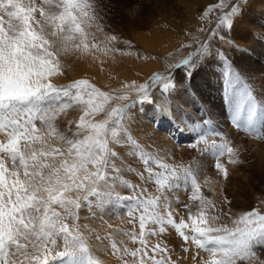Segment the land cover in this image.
<instances>
[{
    "label": "snow or ice",
    "instance_id": "6c2138e0",
    "mask_svg": "<svg viewBox=\"0 0 264 264\" xmlns=\"http://www.w3.org/2000/svg\"><path fill=\"white\" fill-rule=\"evenodd\" d=\"M121 3L124 19L133 24L149 7L148 0ZM245 6L246 0H218L201 9L199 20L209 27L199 29L205 35L196 38L194 51L172 67L185 68L186 76L191 77L200 64L224 59L222 83L230 94L231 122L237 130L264 141V133L256 128L257 121L264 125V104L257 102L249 80L216 49L217 42L226 41L224 30L232 31ZM101 11L98 0H0V264H53V256L63 264H103L90 253L86 233L102 245L105 239L112 241L104 251L110 250L120 264H181L192 247L197 249L191 255L193 264L200 250L210 256L200 264H264L256 251L264 248V211L260 207L233 218L201 192L198 170L170 165L163 149L141 145L130 131L129 113L137 105L147 103L161 115L170 113L171 96L177 88L171 75L154 73L144 83L122 82L109 91L87 79L64 85L53 82L65 74V57L91 55L97 59V53L107 56L121 51L116 46L120 37L106 30ZM259 40L264 42V34ZM124 43L131 46L130 41ZM161 81L166 82L157 102L151 89ZM74 107L80 109L79 119L68 120V127L61 130L57 119ZM198 135L197 143H208L204 134ZM215 135L220 142L212 140L209 151L216 172L227 182L230 173L221 158L227 154L231 165L243 160L226 136ZM125 146H130L127 155L140 162V169L122 156L119 149ZM125 173L142 183H130ZM148 185L153 186L152 191ZM118 186L139 194L121 197L116 193ZM182 187L191 192L189 199L197 212L184 204L187 220L181 217L177 223L172 203H182L174 197ZM128 199L133 207L126 214L132 217L130 222L138 223L139 231H118L138 247L130 249L125 241L118 244L112 232L106 231L102 237L80 223L81 210L87 208L94 216L110 204ZM223 199L231 203L227 196ZM222 216H228L232 227L217 223ZM170 228L179 239L172 247L159 239ZM150 237L157 242L152 243ZM177 249L185 255L174 257Z\"/></svg>",
    "mask_w": 264,
    "mask_h": 264
},
{
    "label": "rangeland",
    "instance_id": "374dc122",
    "mask_svg": "<svg viewBox=\"0 0 264 264\" xmlns=\"http://www.w3.org/2000/svg\"><path fill=\"white\" fill-rule=\"evenodd\" d=\"M216 2H218V0H148L149 7L145 14L148 18L152 16L151 18L153 21L147 25V27H149L148 31L140 29L136 24L130 22L122 24L119 18L110 21L111 12L106 8L102 9V13L104 12L102 16H104L106 30L120 37L121 42L117 46L122 44L124 47L121 46L125 49L126 44L124 41L130 40L132 46L130 47L132 48L130 51L133 53L132 58L143 67L135 69V71L138 72L136 73V80H141L140 82L144 83L148 81L149 77L154 73H161L166 76L171 75L177 84V88L171 96V111L169 114L158 115L155 106L147 103L137 105L132 109V112L129 114L132 117V122L129 126L132 135L136 133L145 134L146 137L149 138L147 142H142L139 137L135 139L143 146L153 145L156 148H159L160 144L152 143L155 138L153 134H160L166 137L168 142L161 146L162 149L171 147L170 152L172 154L174 150L184 152H180L183 158H179L178 162L172 161V159L177 160L173 155L168 156L171 162L174 163L175 166H180L181 168L191 166L193 169L198 170L201 192L214 199L218 207L235 218L243 212L251 210L253 207H260L261 210L264 211V205H261V200H264V165L257 163L256 155L247 144L249 139H246V144L241 147L234 143L231 146L239 149L240 159L243 160V155H250V158L246 161L243 160V163L239 165L229 164L227 154L220 160V162L228 168L230 173L227 182L223 181L214 168L215 159L209 149L212 140H217V143H219L220 140L215 135V132L212 134L208 131V127L211 125L210 122L215 123L219 127L217 133H222L227 138L232 134L245 136V132L237 130L231 122L232 105L227 98L230 94L225 93L222 83L225 60L217 57L209 62L200 64L199 67L194 70L191 77L186 76L185 68L181 67L177 69L172 67V65L179 64L190 52L194 51L196 38H203L205 33L200 32L199 29L201 27H209V25L207 22H201L199 20L201 9L210 3ZM213 16H215V13ZM239 24H245L242 29L245 43L235 40V44L239 45V47H233L227 46L223 42H217L216 49L223 53L227 62L231 63L236 70L240 71L244 77L249 80L253 87L257 102L264 104V95H262L261 92L264 88V72L256 73L248 70V63H250L249 59L258 56L255 54L256 50L264 49V42H260L259 40L261 34H264V0H246V6L243 9V15L240 17ZM165 25H167V27H165ZM152 26L154 28H159V33L161 32V34H163V37L157 39L160 41L158 45L152 42L155 46H159V48L155 49V51H149L140 47V45L137 47V42H135L134 38L130 37V35H141L146 32L149 34L153 31L151 30ZM226 33H228L227 29L224 30L225 35H227ZM99 38L103 39L102 36ZM188 44H192L193 47H185V45ZM123 48L122 50H124ZM144 57H147V59ZM182 76L185 77L184 80H181ZM65 77V74L58 76L54 78L53 82L57 85L67 84ZM86 79L90 82L92 81L90 78ZM73 80L75 79L70 81ZM165 82L166 81H161L160 84L151 89L154 100L155 95L161 96L160 88ZM91 83L97 85L104 91L111 90L103 87L94 80ZM259 89H261L260 92ZM75 113L76 115H81L79 107H74L67 112L68 115H75ZM64 117L65 114H61L56 121L61 130H65L67 125V121ZM158 117H160L159 124L157 122ZM170 118H172V120L166 125V119ZM263 127L264 125H261V123L257 121L256 128L258 133H264ZM198 134H204L208 143H197L199 139ZM134 136L135 135H133V137ZM262 143L264 145V141H262ZM128 147L130 148V146H125L124 148L127 149ZM181 154H177V156L179 157ZM128 163H131L133 168L136 169L142 167V165H138L136 161ZM135 177L136 176L128 173L125 174L126 180L135 181ZM205 179H207L206 185L204 183ZM250 179L254 182V187L249 182ZM217 181H219V183H217ZM209 189H212L215 195H213V191ZM181 191L183 193V198L181 197L182 203L172 207L176 210L174 212V218L177 223L181 217L187 220L188 214L183 207L184 204L192 205L191 211L194 214L197 212L195 203L189 199L191 192H185L184 189ZM180 195L181 193H177V197H180ZM224 196H227L228 201H231V203H225L223 199ZM126 197L129 196L126 195ZM114 205L116 206L114 214H118L117 216L119 217L124 216V219L129 216L126 214L128 210L127 203L119 201L115 202ZM86 209L87 208L80 212V223L88 224L90 228H94V226L97 225L94 224V222L98 219L95 216L93 217L88 211H85ZM85 217H87V219H85ZM127 222L129 223V221ZM217 223H227L229 227H232L230 226L231 220H229L228 216H222ZM132 226L135 227L137 224L132 222L130 227L132 228ZM170 232H173L175 235L174 244H179V239L176 237L175 231L170 228L169 233ZM85 235L87 237L85 242H89V244L86 245L94 249L95 237L89 233ZM168 236H170V234H168ZM120 238L118 234L116 239L117 242L121 240ZM149 239L152 243L157 242V238ZM159 239L161 240L164 238L160 237ZM131 245H133V248L138 247L137 244L131 243ZM256 251L259 259L264 260V248L258 247ZM179 254L182 255V253ZM104 256L101 255V257ZM52 258L57 264H63L60 258L55 256ZM256 264H259V261H256Z\"/></svg>",
    "mask_w": 264,
    "mask_h": 264
},
{
    "label": "bare ground",
    "instance_id": "6f19581e",
    "mask_svg": "<svg viewBox=\"0 0 264 264\" xmlns=\"http://www.w3.org/2000/svg\"><path fill=\"white\" fill-rule=\"evenodd\" d=\"M98 3L102 6V9L106 8L107 10H109V12H111L110 21L111 20L114 21L115 18H119V21H121L122 24L125 22H128L124 19V8H123V5L121 3V0H98ZM100 15L101 16L104 15V12L102 13V11H101ZM151 17L148 18L147 15L144 14V16L135 24L140 29L148 31L149 27H147V25L150 22L151 23L153 22ZM244 25L239 24V22L236 23L234 25L232 31H228V33H226L227 38H226V41L223 43H225L227 46H232V44L229 43L228 41L234 42L235 40L236 41L239 40V42L245 43L243 40V35H242V29L244 28ZM153 26L151 27V30H153V31H151L149 34L146 32V33L141 34V35H135V36L130 35V37L134 38L135 42H137V47H139L138 45H140V47L145 48L146 50H149V51H155V49L159 48V46H157V45L159 44L160 41L157 39L160 37H163V34H161V32L159 33V31H158L159 28H154ZM152 42L157 43V45L155 46ZM132 43H134V42H132ZM121 45H119L120 47L119 46H117V47L122 50V48L124 46L122 45L123 46L122 47ZM125 47L126 48L125 49L123 48L124 50H122L121 52L109 53L107 56L103 55L102 53H97L96 54L98 57L97 59H93V57L91 55H85V56L70 55L68 57H65L64 58V73L66 76L65 80L67 81V84L70 83L71 82L70 80H72V79L77 80V79H86V78H90V79H92V81L94 80L95 82L100 83L103 87H106L108 89H117L120 87L122 82L136 81L138 84L141 83L140 82L141 80L140 81L136 80V78H137L136 73H138V72H136L135 69H137V68L140 69V67H142V65L137 63L135 61V59L132 58L133 53L130 51L132 49L130 47H132V46L129 47V45L126 44ZM126 53H130V54H126ZM255 54L258 56L257 57L255 56V57H252L251 59H249L250 60V63H248L249 69L248 68L247 69L250 72H256V73L261 72V73H263L264 72V49L256 50ZM194 82H197V81H194ZM263 89H262V91H261V89H259V92L261 91L262 95H264ZM155 100L157 102H159L161 100V96L155 95ZM131 112H132V110L130 111V113ZM158 115H161V114L158 113ZM79 116H80V114L76 115V113H75V115L74 114H70V115L65 114L64 118L68 122V120H73V121L78 120ZM97 118H99V117H97ZM171 120H172V118L166 119V122H165L166 125ZM157 122L159 124L160 117L157 118ZM210 124L218 127L213 122H210ZM67 127H68V124L66 125V128ZM208 131L211 132L210 130H208ZM211 133L214 134L213 132H211ZM133 135H135L134 138L139 137V139L142 142H147V140L149 139L143 133H136ZM153 136H155V138L153 139L154 142L152 141V143L160 144L159 145L160 149H162V147H161L162 145H164L168 142L167 138L160 135V134H153ZM228 137H229L228 140L231 142V145L234 143V144L239 145L240 147L243 146L244 144H246V139L247 140L249 139V141H247V144H248L249 148L252 149L254 154L256 155L257 163L260 165H264V145L260 139L253 138L252 136H249L246 134H245V136H239L236 134H232ZM0 139H2V136H0ZM152 147H153V149H156V147H154L153 145H152ZM119 150L121 151L122 156H124L126 158L127 162H131V161L135 162L136 161L137 164L140 165V162L138 160L127 155V153L131 150L129 147L127 149L122 148ZM163 151L165 153H167L166 159H167L168 163H171L170 165L175 166V164L171 162V160L169 159L168 156L173 155L177 159V160L172 159L173 162H176V161L178 162L179 158H183L182 154L180 153L183 151L174 150V152L172 154L170 152L171 147H168L167 149H163ZM177 154H181V156L178 157ZM224 156L222 158H224ZM248 158H250V155L249 156L243 155V160L246 161ZM125 174H127V173H125ZM135 178H136L135 181H133V180H128V181L132 184H135V185H139L142 183L138 177H135ZM249 182L254 187V182L251 181V179ZM148 189H149V191H152L153 186L148 185ZM182 189H180L174 193V197H177V193H181L180 197H178V199L180 201L183 198V195H182L183 193L181 191ZM116 193H118L121 197H126V195H128L129 198L135 197L136 195L139 194L138 191L133 192V191H130L128 188L123 187V186H118L116 188ZM122 203H127L128 209L130 207H133V203H132L131 199L124 200V201L122 200ZM177 205L178 204L175 203V200H173L172 207L177 206ZM115 207L116 206L113 203V204H110L106 208V210H104L102 212H95L94 216L97 217L98 220L96 222H94V224H97L96 226H94V229L102 237L105 236L106 231L112 232L113 237H114L116 242H117L116 239H117L118 234H119L121 237L120 241H125L127 243V246L130 249H132L133 248V245H131L132 242L130 241V243H129L128 238L124 237V235L120 234V232L118 230H122L123 232H129V231L135 230L136 232H138L139 231L138 223H136L137 226H135V227L132 226V228H131L130 225H132V222H130V221H132V217L128 216V217H126V219H124V216L123 217L117 216L118 214H114L115 210H116ZM85 211H88V210L86 209ZM93 211H95V210H93ZM101 217H102V219H101ZM127 221H129V223ZM108 225L112 226L111 229H108V227H107ZM230 226H232V224ZM169 234H170V236H168V235L163 236L164 239H161V241L167 242L169 244V247H170L174 244L175 235L173 234V232H170ZM150 238L153 239V237H150ZM111 242L112 241L105 239L103 241V245H102L100 242L95 240V248L94 249L91 246H87V247L89 248L90 253L92 254L93 258L99 259L100 261L103 262V264H120V261L115 256H113L111 254L110 250L108 252L104 251L105 247H108L110 249ZM119 242H117V243L119 244ZM85 243L87 245L89 244L88 241ZM196 252H197V249H195V247H192L191 252L189 254H186L187 258L182 260L181 264H193V262L191 261V255L195 254ZM100 254L103 256L105 255V256L101 257ZM176 254H179L178 249H177V253H174V257ZM182 255H184V254H182ZM50 259L54 260L52 257ZM128 259L131 260L132 258L128 257ZM201 259L209 260L210 256H209L208 252L200 250L199 256L197 257L196 264H200ZM53 264H57V263L55 261H53ZM249 264H256V261H249Z\"/></svg>",
    "mask_w": 264,
    "mask_h": 264
}]
</instances>
